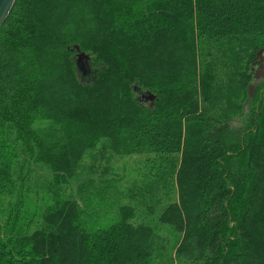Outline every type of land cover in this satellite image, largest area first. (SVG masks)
<instances>
[{"label":"trees","instance_id":"1","mask_svg":"<svg viewBox=\"0 0 264 264\" xmlns=\"http://www.w3.org/2000/svg\"><path fill=\"white\" fill-rule=\"evenodd\" d=\"M261 51L264 0H17L0 30V264L152 263L163 238L136 207L99 228L98 191L67 195L103 141L148 155L135 189L162 202L177 264H264ZM37 164L53 181L32 196Z\"/></svg>","mask_w":264,"mask_h":264},{"label":"rangeland","instance_id":"2","mask_svg":"<svg viewBox=\"0 0 264 264\" xmlns=\"http://www.w3.org/2000/svg\"><path fill=\"white\" fill-rule=\"evenodd\" d=\"M260 72L262 74L257 79L259 84L264 81V71ZM92 77L93 73L90 72L87 76H83V79L92 80ZM147 158L148 155H115L111 151L109 143L103 141L97 148L85 155L76 180L72 181L71 186L68 187L67 195L80 198L81 186L83 188L87 185L91 186V192L87 191L88 194L98 191V203L100 208H104L98 215L102 220L99 228H106L116 223L121 207H136L139 212L134 222L151 225L155 228V232L163 238L162 242L165 247L161 246V250L154 256L151 264H171L172 262L177 264L172 255L177 239L176 233L169 228L157 227L156 221L163 209L162 202H154V199L151 202H145L139 190L135 189L136 185H141L143 175L150 169L151 164L147 163ZM24 173L25 170L18 172V175ZM29 180L28 184L32 187L31 195L35 196L47 192L52 184L53 175L48 168L37 164L33 167ZM132 191L136 195L133 196ZM49 197H51L50 193L47 194V200ZM41 203L37 204V208L43 205ZM51 203L50 201L49 204ZM147 206L152 209H146ZM36 220L38 221V218ZM33 230L34 228L31 229V231Z\"/></svg>","mask_w":264,"mask_h":264},{"label":"water","instance_id":"3","mask_svg":"<svg viewBox=\"0 0 264 264\" xmlns=\"http://www.w3.org/2000/svg\"><path fill=\"white\" fill-rule=\"evenodd\" d=\"M17 0H0V30L2 26L7 21L9 15L11 14L15 3ZM74 49L77 51L76 54V64L83 76H87L91 70V57L87 55L85 52H82L79 46H75ZM263 52H259V58L262 59ZM142 102H154L155 97L151 95L141 94Z\"/></svg>","mask_w":264,"mask_h":264},{"label":"flooded vegetation","instance_id":"4","mask_svg":"<svg viewBox=\"0 0 264 264\" xmlns=\"http://www.w3.org/2000/svg\"><path fill=\"white\" fill-rule=\"evenodd\" d=\"M260 71H264V59H259L257 61V68L255 69L256 78H259V75L262 74Z\"/></svg>","mask_w":264,"mask_h":264}]
</instances>
